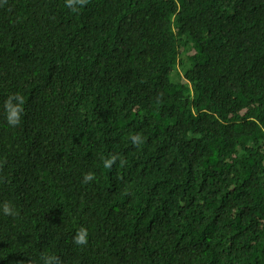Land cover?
I'll return each instance as SVG.
<instances>
[{
    "label": "trees",
    "instance_id": "16d2710c",
    "mask_svg": "<svg viewBox=\"0 0 264 264\" xmlns=\"http://www.w3.org/2000/svg\"><path fill=\"white\" fill-rule=\"evenodd\" d=\"M46 262L264 264V0H0V264Z\"/></svg>",
    "mask_w": 264,
    "mask_h": 264
},
{
    "label": "clouds",
    "instance_id": "9594fccd",
    "mask_svg": "<svg viewBox=\"0 0 264 264\" xmlns=\"http://www.w3.org/2000/svg\"><path fill=\"white\" fill-rule=\"evenodd\" d=\"M78 2L83 3L84 0H78ZM69 5H71V0H69ZM7 109V122L9 125H16L19 120H20V104L12 105L10 102H6L5 105ZM132 143L137 144L140 141L139 136H133L131 137ZM115 161V157H110L104 161V166L105 167H110L111 164ZM93 178V174L91 172L85 173L83 175V182H88ZM2 211L4 214H14V209L8 204L5 203L2 206ZM85 237H86V229H80L79 232L77 233L76 237L74 238L75 243L77 244H82L85 242ZM47 264V262H46Z\"/></svg>",
    "mask_w": 264,
    "mask_h": 264
}]
</instances>
